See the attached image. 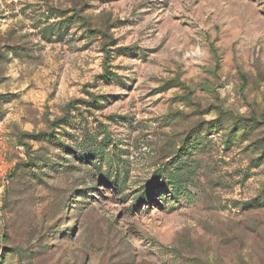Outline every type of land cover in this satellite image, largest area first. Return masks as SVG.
Listing matches in <instances>:
<instances>
[{"label":"rangeland","instance_id":"obj_1","mask_svg":"<svg viewBox=\"0 0 264 264\" xmlns=\"http://www.w3.org/2000/svg\"><path fill=\"white\" fill-rule=\"evenodd\" d=\"M0 264H264V0H0Z\"/></svg>","mask_w":264,"mask_h":264},{"label":"trees","instance_id":"obj_2","mask_svg":"<svg viewBox=\"0 0 264 264\" xmlns=\"http://www.w3.org/2000/svg\"><path fill=\"white\" fill-rule=\"evenodd\" d=\"M70 108H71V104H70L69 107H68V111L70 110ZM59 123H61V122H59Z\"/></svg>","mask_w":264,"mask_h":264}]
</instances>
